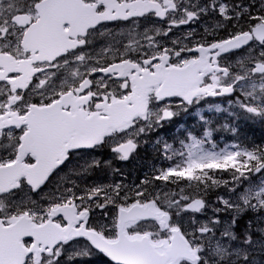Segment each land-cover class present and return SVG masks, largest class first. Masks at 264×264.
Returning <instances> with one entry per match:
<instances>
[{"label":"snow or ice","instance_id":"obj_1","mask_svg":"<svg viewBox=\"0 0 264 264\" xmlns=\"http://www.w3.org/2000/svg\"><path fill=\"white\" fill-rule=\"evenodd\" d=\"M241 120L264 0H0V264H264Z\"/></svg>","mask_w":264,"mask_h":264},{"label":"rangeland","instance_id":"obj_2","mask_svg":"<svg viewBox=\"0 0 264 264\" xmlns=\"http://www.w3.org/2000/svg\"><path fill=\"white\" fill-rule=\"evenodd\" d=\"M221 103H222V106H226V105L223 104V102H221ZM204 115H206V116H208L210 118H214L217 123H221V122L224 123V122H226V114H214V113L205 112ZM197 120H198V117H196L195 115H191V116H187V117L180 118L178 122H179V124L180 123H183L186 126V124H187L188 121H190L192 124H195L197 122ZM239 123H240V125L243 128H245L248 124L256 126V129L255 130H257V132L259 134L261 133V131H264V124L251 123V122H247V121H243V120L239 121ZM174 128H175V126L173 127V129H170V130L173 131ZM231 138H233V137H231ZM233 140L234 139H232L230 142H232Z\"/></svg>","mask_w":264,"mask_h":264},{"label":"trees","instance_id":"obj_3","mask_svg":"<svg viewBox=\"0 0 264 264\" xmlns=\"http://www.w3.org/2000/svg\"><path fill=\"white\" fill-rule=\"evenodd\" d=\"M253 131H256V130L251 129V130L245 131V133L248 134V139L246 141H254L256 143L264 142V139L259 138L257 133L254 135ZM241 134H242V132H241ZM242 140L244 141L243 137H242Z\"/></svg>","mask_w":264,"mask_h":264},{"label":"bare ground","instance_id":"obj_4","mask_svg":"<svg viewBox=\"0 0 264 264\" xmlns=\"http://www.w3.org/2000/svg\"><path fill=\"white\" fill-rule=\"evenodd\" d=\"M94 262V261H93Z\"/></svg>","mask_w":264,"mask_h":264}]
</instances>
